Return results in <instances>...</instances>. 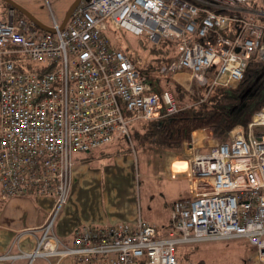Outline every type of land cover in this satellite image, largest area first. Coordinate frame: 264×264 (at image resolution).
<instances>
[{
    "label": "built area",
    "instance_id": "2783aa9c",
    "mask_svg": "<svg viewBox=\"0 0 264 264\" xmlns=\"http://www.w3.org/2000/svg\"><path fill=\"white\" fill-rule=\"evenodd\" d=\"M256 16L264 19V0H80L62 28L52 17L54 30L45 31L0 3V197L53 198L27 264L52 254L70 264H177L180 244L234 237L254 249L253 264H264V106L191 155L192 194L172 203L166 228L138 217L81 224L69 242L52 231L75 153L128 137L135 120L179 109L171 90H152L140 58L113 45L110 27L176 42L160 73L235 86L251 59L264 61V21Z\"/></svg>",
    "mask_w": 264,
    "mask_h": 264
},
{
    "label": "crops",
    "instance_id": "0c3cea01",
    "mask_svg": "<svg viewBox=\"0 0 264 264\" xmlns=\"http://www.w3.org/2000/svg\"><path fill=\"white\" fill-rule=\"evenodd\" d=\"M46 1L52 25V17L60 24L73 0ZM215 142L210 129L201 128L176 146L153 145L154 150L144 155V165L146 169L157 166V170L146 172L143 184L136 152L110 156L94 150L87 159L81 158L86 153H75L70 190L54 220V235L69 242L73 229L81 224L134 222L138 217L166 228L172 203L192 194L193 182L185 172L191 155L208 151ZM52 206L53 198L46 195L0 197V264H27L26 253L41 236ZM52 245L51 240L45 241L46 247ZM66 260L70 264V257L52 254L39 256L31 264H66Z\"/></svg>",
    "mask_w": 264,
    "mask_h": 264
},
{
    "label": "trees",
    "instance_id": "16d2710c",
    "mask_svg": "<svg viewBox=\"0 0 264 264\" xmlns=\"http://www.w3.org/2000/svg\"><path fill=\"white\" fill-rule=\"evenodd\" d=\"M0 3L5 7L10 6L8 3L2 0H0ZM256 19L264 21V19L260 16H256ZM144 39L151 49L158 48L160 43L166 42L168 45L171 44L173 48V55L171 58L175 56L176 42L167 38H160L157 42H152L145 36ZM123 50L129 56L134 57L132 52H129L126 49ZM157 59H159L158 63L156 61ZM166 62L168 61H166V59L161 56L148 59L144 57L141 59L142 71L147 76V80L150 82L152 90H171L170 88H162L160 90L157 89L154 81L151 80L148 75V69H152L153 67L159 72L160 66ZM157 78L160 79L158 75ZM206 88L210 90L208 98L195 101L188 107H181L179 103L178 95L181 96L185 93L179 88H174V90L171 91L175 95L179 106V109L176 112L148 120H135L129 126L128 137H117L111 143H114L115 141L127 143L129 141L128 138L131 137L133 130L138 129L140 126L144 129L142 133L137 135L140 142L156 146H176L182 141L189 140L191 133L194 130L201 128L210 129V131L216 137H226L228 132L234 126H245L251 120L253 114L264 106V61L251 59L245 68L243 78L235 86L208 84L205 85L204 89ZM109 144L110 143L94 150L104 152V147ZM94 150L85 152L86 155L81 158H89L90 153H92ZM121 153L128 152L119 149L118 154ZM110 224L111 223L105 225ZM248 246L250 245L248 244Z\"/></svg>",
    "mask_w": 264,
    "mask_h": 264
},
{
    "label": "rangeland",
    "instance_id": "374dc122",
    "mask_svg": "<svg viewBox=\"0 0 264 264\" xmlns=\"http://www.w3.org/2000/svg\"><path fill=\"white\" fill-rule=\"evenodd\" d=\"M23 6H25L33 15H35L41 22L50 26L51 25V10L49 4L46 0H31V2L25 3L21 0H16ZM107 25H110V22L107 21ZM111 42L122 48L126 49L129 52H132L136 58H157L164 57L166 61H170L173 55V48L171 44L166 42L160 43L158 48H149V45L146 43L144 36L135 35L126 29H114L110 27L107 31ZM141 37V38H140ZM157 63L159 59L156 60ZM148 75L151 80L154 81V84L157 89L170 88L172 91L177 88L182 90L185 94L179 97V103L181 107H188L195 101H200L201 99H207L208 94L210 93L209 89L205 88L204 85H201L197 78H193L190 84H187L185 81H177L172 77V74L160 73L152 67L148 69ZM157 75L160 77L157 78ZM186 73L179 72L176 74L177 77H184ZM238 126V125H237ZM143 128L140 126L138 129H134L131 137L128 138V142L115 141L110 143L104 149L107 153L111 152L110 156L118 155L119 149L125 152H136L138 160V170H139V179L142 184L144 183L143 179L145 178L146 172L153 173L157 170V166H149L146 169L144 165L145 156L148 153L154 150V146L148 143H142L138 139L137 135L143 132ZM215 141L224 140V138H219L213 135ZM159 150V149H157ZM98 151V150H96ZM95 151V152H96ZM201 153V152H197ZM91 155V153H90ZM146 162V161H145ZM146 185V184H145ZM254 249L248 246V243L241 238H226V239H213V240H202L194 243H185L180 244L176 248V259L177 264H188L193 262V264H253L252 254ZM66 264H68V261Z\"/></svg>",
    "mask_w": 264,
    "mask_h": 264
},
{
    "label": "water",
    "instance_id": "95a60500",
    "mask_svg": "<svg viewBox=\"0 0 264 264\" xmlns=\"http://www.w3.org/2000/svg\"><path fill=\"white\" fill-rule=\"evenodd\" d=\"M11 5L12 7L16 8L20 13L25 15L27 18H29L31 21H33L37 26H39L41 29L45 31H53L54 29L43 22H41L35 15H33L26 7H24L22 4L17 2L16 0H2ZM80 0H73L72 3L69 5L68 9L66 10V13L63 17V19L60 22L59 28H62L65 23L67 22L69 15L73 8L77 5V3Z\"/></svg>",
    "mask_w": 264,
    "mask_h": 264
}]
</instances>
